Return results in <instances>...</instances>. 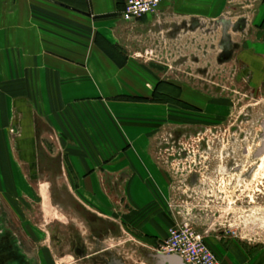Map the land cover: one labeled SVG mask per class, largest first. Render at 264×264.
Here are the masks:
<instances>
[{
  "label": "crops",
  "instance_id": "crops-1",
  "mask_svg": "<svg viewBox=\"0 0 264 264\" xmlns=\"http://www.w3.org/2000/svg\"><path fill=\"white\" fill-rule=\"evenodd\" d=\"M126 2L0 0V109H11L22 127L20 148L33 150L44 128L62 133V175L89 222H108L96 208L107 199L127 230L154 245L179 222L166 208L172 177L153 138L166 128L156 124L167 110L182 109L160 98L174 88L178 104H189L184 84L197 82L195 69L209 66L202 62L220 58L224 34L231 65L261 87L264 0H161L156 13L133 22L121 17ZM7 231L24 264H58L51 252H31L38 242L24 231L21 238ZM210 245L220 264H260L247 252H227L214 236ZM146 257L185 264L154 251Z\"/></svg>",
  "mask_w": 264,
  "mask_h": 264
},
{
  "label": "rangeland",
  "instance_id": "rangeland-1",
  "mask_svg": "<svg viewBox=\"0 0 264 264\" xmlns=\"http://www.w3.org/2000/svg\"><path fill=\"white\" fill-rule=\"evenodd\" d=\"M215 30L217 36L218 26ZM222 46L213 65L204 61L208 67L195 69L197 82L184 84L189 104H178L174 88L160 98L182 112L167 110L166 118L156 124L166 128L153 138L155 152L167 161L172 189L166 208L177 221L189 219L207 232L205 241L212 251L210 236L223 240L227 252L244 251L264 264V153L258 155L264 147V83L254 86L238 66L231 65L226 34ZM1 111V228L20 238L24 231L38 242L28 247L31 252H51L58 264H107L111 259L150 264L146 256L162 251L176 223L162 240L150 245L147 241L152 238L127 230L125 216L111 213V203L103 198L97 214L108 222L94 226L86 217L90 212L70 193L62 175V133L54 135L44 128L37 131L33 150L20 148L22 127L15 126L11 109ZM117 219L124 222L119 227Z\"/></svg>",
  "mask_w": 264,
  "mask_h": 264
},
{
  "label": "built area",
  "instance_id": "built-area-1",
  "mask_svg": "<svg viewBox=\"0 0 264 264\" xmlns=\"http://www.w3.org/2000/svg\"><path fill=\"white\" fill-rule=\"evenodd\" d=\"M160 5L161 0H127L121 17L133 22L156 13ZM206 235L207 232H200L192 221L183 218L169 230L160 253L178 256L185 264H220L205 241Z\"/></svg>",
  "mask_w": 264,
  "mask_h": 264
},
{
  "label": "flooded vegetation",
  "instance_id": "flooded-vegetation-1",
  "mask_svg": "<svg viewBox=\"0 0 264 264\" xmlns=\"http://www.w3.org/2000/svg\"><path fill=\"white\" fill-rule=\"evenodd\" d=\"M21 254L11 233L2 229L0 223V264H24Z\"/></svg>",
  "mask_w": 264,
  "mask_h": 264
},
{
  "label": "water",
  "instance_id": "water-1",
  "mask_svg": "<svg viewBox=\"0 0 264 264\" xmlns=\"http://www.w3.org/2000/svg\"><path fill=\"white\" fill-rule=\"evenodd\" d=\"M264 153V147L259 151L258 155ZM107 264H125L122 260L118 259H111L110 261L107 262Z\"/></svg>",
  "mask_w": 264,
  "mask_h": 264
},
{
  "label": "bare ground",
  "instance_id": "bare-ground-1",
  "mask_svg": "<svg viewBox=\"0 0 264 264\" xmlns=\"http://www.w3.org/2000/svg\"><path fill=\"white\" fill-rule=\"evenodd\" d=\"M178 260V259H177Z\"/></svg>",
  "mask_w": 264,
  "mask_h": 264
}]
</instances>
